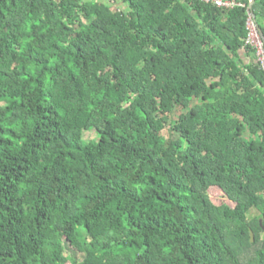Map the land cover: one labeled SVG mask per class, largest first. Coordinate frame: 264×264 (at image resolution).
Masks as SVG:
<instances>
[{
    "label": "trees",
    "instance_id": "16d2710c",
    "mask_svg": "<svg viewBox=\"0 0 264 264\" xmlns=\"http://www.w3.org/2000/svg\"><path fill=\"white\" fill-rule=\"evenodd\" d=\"M233 1L0 0V264H264V0Z\"/></svg>",
    "mask_w": 264,
    "mask_h": 264
},
{
    "label": "built area",
    "instance_id": "2783aa9c",
    "mask_svg": "<svg viewBox=\"0 0 264 264\" xmlns=\"http://www.w3.org/2000/svg\"><path fill=\"white\" fill-rule=\"evenodd\" d=\"M205 1H213L218 6H226L232 7L235 5L233 0H205ZM247 26L249 30L248 38L246 39V43L255 46L258 50V59L264 66V41L262 39L259 27L255 19H253V15L249 12V17L247 20Z\"/></svg>",
    "mask_w": 264,
    "mask_h": 264
},
{
    "label": "rangeland",
    "instance_id": "374dc122",
    "mask_svg": "<svg viewBox=\"0 0 264 264\" xmlns=\"http://www.w3.org/2000/svg\"><path fill=\"white\" fill-rule=\"evenodd\" d=\"M179 112H181V111L177 110V111L175 112V114L173 115V118H174V119L178 116ZM183 112H184V111H183ZM98 134H99V130H98L97 128L91 129V130H89V131H85V132H84V139H85L86 141H94V140H97ZM163 134H164L165 136H167V135H168V134H167V130L163 131ZM210 194H211V198H212V200L215 201V202L218 203V204H221V203H224V202H225V203H230V201L226 200V197L223 195V193L220 191V189H218V188H216V187L212 188ZM231 205H232V204H231ZM254 212H255V210H253V211H251L250 213H248V216H250V219H251V217L254 215V214H253ZM71 254L76 255V257H77L79 260L83 259V257H84L83 254H78V253L74 252V251L71 249V247L69 246V244L66 243L65 256L67 257V256H69V255H71ZM67 264H69V262H68Z\"/></svg>",
    "mask_w": 264,
    "mask_h": 264
},
{
    "label": "water",
    "instance_id": "95a60500",
    "mask_svg": "<svg viewBox=\"0 0 264 264\" xmlns=\"http://www.w3.org/2000/svg\"><path fill=\"white\" fill-rule=\"evenodd\" d=\"M254 0H250L249 1V4H248V7L251 9L252 7V3H253ZM251 11V10H250ZM251 14L253 15L252 11H251ZM260 33H261V36L263 37V33L262 31L260 30ZM251 237H252V241L254 240V236H253V233H251Z\"/></svg>",
    "mask_w": 264,
    "mask_h": 264
}]
</instances>
